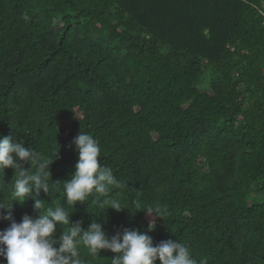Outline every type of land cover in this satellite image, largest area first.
Here are the masks:
<instances>
[{"label": "trees", "instance_id": "trees-1", "mask_svg": "<svg viewBox=\"0 0 264 264\" xmlns=\"http://www.w3.org/2000/svg\"><path fill=\"white\" fill-rule=\"evenodd\" d=\"M79 131L124 183L110 195L125 209L98 207L95 194L66 203ZM0 135L58 151L50 196L36 199L64 205L81 235L95 220L109 237L178 240L198 262L264 264V0H0ZM14 172L0 170V200ZM34 202L13 203L16 222L40 214ZM80 247L86 264L118 255Z\"/></svg>", "mask_w": 264, "mask_h": 264}, {"label": "clouds", "instance_id": "clouds-1", "mask_svg": "<svg viewBox=\"0 0 264 264\" xmlns=\"http://www.w3.org/2000/svg\"><path fill=\"white\" fill-rule=\"evenodd\" d=\"M72 143L78 160L75 171L62 182L66 203L75 208L77 203L85 204L95 194L98 207L105 210L111 207L116 211L125 209L110 195L112 187L122 189L125 185L110 167L101 164L99 141L79 131ZM57 153L54 158H48L33 147H24L23 139L0 135V170L7 167L15 170L10 195L0 200V209L8 210L3 219L11 221L9 227L0 231V257L7 264H86L80 245L93 258L98 257L101 250L117 253L111 258V264H154L157 259L160 264H207L206 259L198 262L193 258L191 249L178 240L168 239L153 246L151 236L127 228L109 237L102 224L95 220L81 235L82 222L69 226L72 212L64 205L54 202L55 207H47L45 201L36 199L41 191L50 196L53 183L49 166ZM22 162L30 163V167L25 168ZM26 197L34 199V210H39L40 214L36 217L24 214L21 221L16 222L11 215L13 203L22 205ZM137 211L154 213L161 219L167 214V210L161 211L159 206L154 209L138 206ZM155 217L149 220V231L157 226ZM57 223L67 228L59 236L55 235Z\"/></svg>", "mask_w": 264, "mask_h": 264}, {"label": "rangeland", "instance_id": "rangeland-1", "mask_svg": "<svg viewBox=\"0 0 264 264\" xmlns=\"http://www.w3.org/2000/svg\"><path fill=\"white\" fill-rule=\"evenodd\" d=\"M65 127L68 128L69 127V124H65Z\"/></svg>", "mask_w": 264, "mask_h": 264}]
</instances>
